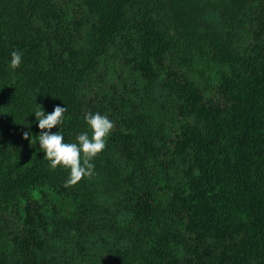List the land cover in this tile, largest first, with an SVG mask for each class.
<instances>
[{
  "label": "trees",
  "instance_id": "obj_1",
  "mask_svg": "<svg viewBox=\"0 0 264 264\" xmlns=\"http://www.w3.org/2000/svg\"><path fill=\"white\" fill-rule=\"evenodd\" d=\"M57 105L114 123L67 188ZM0 264H264V0H0Z\"/></svg>",
  "mask_w": 264,
  "mask_h": 264
},
{
  "label": "clouds",
  "instance_id": "obj_2",
  "mask_svg": "<svg viewBox=\"0 0 264 264\" xmlns=\"http://www.w3.org/2000/svg\"><path fill=\"white\" fill-rule=\"evenodd\" d=\"M21 62L22 53L12 51L10 67L16 69ZM66 111V107L57 105L49 114H46L42 107L35 109L34 114L40 129L35 139L45 154L43 159L49 161V166L53 170L58 166L68 170V178L64 183V187L67 188L76 185L82 178L94 176V164L91 161L105 149L106 138L113 130L114 123L99 112L88 113L84 119L91 135L89 132H82L76 136L74 143H65L60 131L53 133L51 130L62 123ZM30 136V132L23 133V138L32 144Z\"/></svg>",
  "mask_w": 264,
  "mask_h": 264
}]
</instances>
